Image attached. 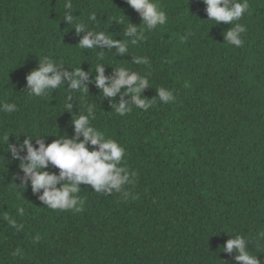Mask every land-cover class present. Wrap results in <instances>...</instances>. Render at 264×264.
I'll use <instances>...</instances> for the list:
<instances>
[{"label": "trees", "instance_id": "1", "mask_svg": "<svg viewBox=\"0 0 264 264\" xmlns=\"http://www.w3.org/2000/svg\"><path fill=\"white\" fill-rule=\"evenodd\" d=\"M66 2L0 0V104L16 105L0 111V264H237L236 253L222 252L237 235L264 264V0H248L235 22L246 29L242 47L225 42L230 25L207 20L202 0H155L167 23L137 44L123 36L128 22H142L126 0H71V24ZM78 24L127 41L128 52L105 47L100 61L99 50L78 45L86 34L76 35ZM44 56L62 71L81 66L90 79L97 63L105 75L128 68L147 77L144 98L163 87L175 100L156 98L147 111L133 106L120 116L94 84L88 93L30 96L26 76ZM68 95L75 117L92 107V125L124 148L131 180L111 194L81 184L80 212L50 209L30 185L21 189L19 161L7 152L26 136H71Z\"/></svg>", "mask_w": 264, "mask_h": 264}, {"label": "clouds", "instance_id": "2", "mask_svg": "<svg viewBox=\"0 0 264 264\" xmlns=\"http://www.w3.org/2000/svg\"><path fill=\"white\" fill-rule=\"evenodd\" d=\"M202 2L206 5L207 20L215 21L216 24L222 22L230 25V28L223 33L225 42L242 47L244 42L241 34L246 29L242 24L235 22L240 21L248 12V0H202ZM126 3L139 14L142 21L139 26L128 22L127 28L123 31V36L129 38L132 44L144 39L145 31H153L167 23L166 12L155 0H126ZM71 8V0H67L65 9L68 11L63 20L67 24L74 21ZM90 19L95 21V14ZM74 29L77 36L81 32H86L79 39L78 45L83 49L99 50L100 61H103L104 53L111 49L115 50L116 55L121 56L128 52L127 41L117 40L108 32L89 30L86 24H78ZM105 47L107 51L103 50ZM132 62L149 63L143 57H134ZM105 65L97 63L95 78L90 79L92 72L84 71L81 66L75 69L69 68L71 71H62L61 68L64 66L62 62L44 56L39 59L38 67L27 74L25 90L30 96L43 97L52 94L58 88L88 93V84H94L103 93L104 98H109L111 106H114L120 116L131 112L133 106L147 111L156 98L164 104L175 100L172 92L163 87L156 89L158 93L156 98H144L142 92L150 86L146 76H141L125 67L113 68L111 75H105ZM118 94L121 99L113 105L114 98ZM124 97H130L131 104ZM65 108L72 114L71 136L67 133L43 135L35 139L26 136L22 142L18 140L16 144H8L7 152L11 154L12 160L19 161V169L23 175H18L16 179L19 180L21 189H26L30 185L32 192L38 194V199L50 209L80 212L84 204L83 199L78 195L81 184L90 185L97 193L121 192L131 183L130 173L122 166L124 148L92 125L91 121L95 118L93 108L88 107L86 114L75 117L71 95L66 97ZM0 111L13 113L16 111V105L0 104ZM48 136H54L56 139L47 143ZM49 165L58 169V173L48 171ZM124 195L127 196L128 193L124 191ZM18 212L23 214L24 210L21 208ZM222 249L224 253H236L234 259L237 264H261L257 255L253 256L248 252L247 241L243 236L229 237Z\"/></svg>", "mask_w": 264, "mask_h": 264}]
</instances>
